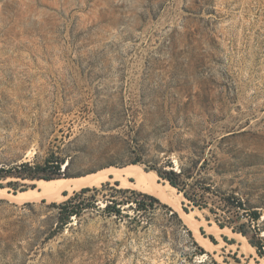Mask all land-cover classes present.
<instances>
[{"label": "rangeland", "instance_id": "rangeland-1", "mask_svg": "<svg viewBox=\"0 0 264 264\" xmlns=\"http://www.w3.org/2000/svg\"><path fill=\"white\" fill-rule=\"evenodd\" d=\"M167 161L246 209L112 180L20 199L38 179L14 168L138 165L163 186ZM0 168V264H264V0H0ZM132 190L160 203L106 208Z\"/></svg>", "mask_w": 264, "mask_h": 264}, {"label": "trees", "instance_id": "trees-1", "mask_svg": "<svg viewBox=\"0 0 264 264\" xmlns=\"http://www.w3.org/2000/svg\"><path fill=\"white\" fill-rule=\"evenodd\" d=\"M137 162L138 160L134 161V163H137ZM61 163L65 164V161L57 163L54 173H57V174L60 173ZM47 164H49V160H47ZM68 165L69 164L67 163L65 168H67ZM14 168L17 171L18 176L24 179L35 180V179H41V178L43 179L44 178L45 179L54 178L53 175L44 173V166L42 165H31L29 162H24V163L17 165ZM21 168L22 169L25 168L26 170L21 171L20 170ZM151 168L157 172L160 178L168 181L170 185L177 188L178 191L183 194L184 198L189 200L190 203L188 204H192L194 206L199 207L200 209H203V208L209 207L210 197L215 196L217 197L216 199H214L215 206L210 207V211L212 213L223 214V213H219L218 211L219 209L222 210L223 212L230 211L231 210L230 208H235L237 210L246 209V203L240 197L225 195L223 192L213 188L211 184H207L204 178L202 179L197 178L191 171L184 170L183 168H181L180 170H176L174 165L170 161H167V163L164 164L162 167L152 166ZM9 172H12V170L0 168V179L5 178ZM190 179H195L193 184L190 183L189 181ZM107 184L109 183L108 182L104 183V186ZM25 189L26 188L24 187L23 190ZM89 190H91L90 187H84L79 193H77V195H80V197L84 196V194L88 192ZM115 190L118 191V189H115ZM128 191L129 190H125L123 192H128ZM131 192L135 195H142L144 200L143 199L138 200L137 198L134 199L133 197H130V196L127 197V199L126 197L121 198V199L117 197L116 198L113 197V199H110L111 203L106 204V208L110 209L111 207H113L112 210L116 212V214H119L121 213V209H120L121 206L119 207L117 206L129 200L131 205L134 204L133 202H136L135 209L137 210L143 209L145 212H147L151 208H153L154 204L152 203V201H157L158 203H160V201L152 195H148L145 193H138L133 190ZM183 203L185 204L186 201H183ZM164 206L168 208L169 213L171 215H174L177 217L179 216L177 211L172 210V208L169 207L168 205H164ZM83 208L85 207H81L79 209L72 207L71 209H69V215L78 216L81 214ZM253 214L254 215L252 216V221L256 222L260 218V215L257 212H254ZM233 221L234 220L230 219V222H233ZM221 226L224 227V223H221ZM252 244L256 245L255 243H252ZM256 246L258 247V252L262 256H264V248H263L264 245L259 244Z\"/></svg>", "mask_w": 264, "mask_h": 264}, {"label": "bare ground", "instance_id": "bare-ground-1", "mask_svg": "<svg viewBox=\"0 0 264 264\" xmlns=\"http://www.w3.org/2000/svg\"><path fill=\"white\" fill-rule=\"evenodd\" d=\"M64 166H66V164ZM150 175L151 174L149 172L144 171L142 167L138 165H129L122 168H115V167L107 168L97 173L90 174L87 176H82L79 178L63 177V178L35 180V183L38 185V187L36 189H28L21 191L19 193L20 196L19 198L20 199L27 198V200H29L30 198V200H32L31 198L39 199V197H45L48 198V200L57 201L66 197L65 194L66 191L79 190L83 187L98 186L105 181L112 180V181H119L121 182V184H126V185L130 184L144 190H150L153 192L157 191L159 192V194L164 195L172 200L171 197L172 192L170 190L174 191L175 188L170 184L163 186L160 184L156 185L155 184L156 180L154 181V178L156 176L153 175L155 176L153 177ZM130 178H133L135 181L134 182L130 181ZM1 190L5 191L6 189L0 188V191Z\"/></svg>", "mask_w": 264, "mask_h": 264}, {"label": "water", "instance_id": "water-1", "mask_svg": "<svg viewBox=\"0 0 264 264\" xmlns=\"http://www.w3.org/2000/svg\"><path fill=\"white\" fill-rule=\"evenodd\" d=\"M39 180V179H38ZM32 189H35V188H32ZM24 191V190H23Z\"/></svg>", "mask_w": 264, "mask_h": 264}]
</instances>
